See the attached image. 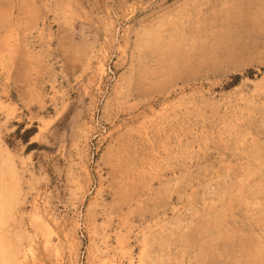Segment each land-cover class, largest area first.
<instances>
[{
    "label": "rangeland",
    "instance_id": "rangeland-1",
    "mask_svg": "<svg viewBox=\"0 0 264 264\" xmlns=\"http://www.w3.org/2000/svg\"><path fill=\"white\" fill-rule=\"evenodd\" d=\"M0 264H264V0H0Z\"/></svg>",
    "mask_w": 264,
    "mask_h": 264
},
{
    "label": "bare ground",
    "instance_id": "bare-ground-1",
    "mask_svg": "<svg viewBox=\"0 0 264 264\" xmlns=\"http://www.w3.org/2000/svg\"><path fill=\"white\" fill-rule=\"evenodd\" d=\"M11 165H12V163H11Z\"/></svg>",
    "mask_w": 264,
    "mask_h": 264
}]
</instances>
